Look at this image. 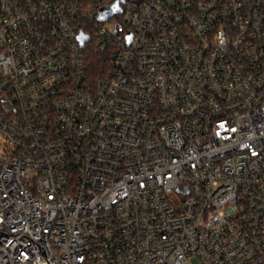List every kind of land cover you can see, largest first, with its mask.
Masks as SVG:
<instances>
[{
	"label": "built area",
	"instance_id": "1",
	"mask_svg": "<svg viewBox=\"0 0 264 264\" xmlns=\"http://www.w3.org/2000/svg\"><path fill=\"white\" fill-rule=\"evenodd\" d=\"M35 243L264 264V0H0V264Z\"/></svg>",
	"mask_w": 264,
	"mask_h": 264
},
{
	"label": "trees",
	"instance_id": "2",
	"mask_svg": "<svg viewBox=\"0 0 264 264\" xmlns=\"http://www.w3.org/2000/svg\"><path fill=\"white\" fill-rule=\"evenodd\" d=\"M108 68V60L99 54L91 53L88 61V72L92 80L100 78Z\"/></svg>",
	"mask_w": 264,
	"mask_h": 264
},
{
	"label": "water",
	"instance_id": "3",
	"mask_svg": "<svg viewBox=\"0 0 264 264\" xmlns=\"http://www.w3.org/2000/svg\"><path fill=\"white\" fill-rule=\"evenodd\" d=\"M15 235H18V234H15ZM19 236H21V235H19ZM22 237H24V236H22ZM25 238H27V237H25ZM28 239H29V238H28ZM29 240H30V239H29ZM32 242H33V241H32ZM35 244H36V243H35ZM36 246H37V248H38L40 254H41L42 257H43L45 264H48L47 261H46V259H45V253H44L43 247H39L38 244H36Z\"/></svg>",
	"mask_w": 264,
	"mask_h": 264
}]
</instances>
